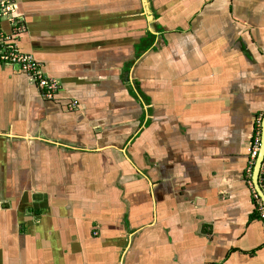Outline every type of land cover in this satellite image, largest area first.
I'll use <instances>...</instances> for the list:
<instances>
[{
  "label": "crops",
  "instance_id": "1",
  "mask_svg": "<svg viewBox=\"0 0 264 264\" xmlns=\"http://www.w3.org/2000/svg\"><path fill=\"white\" fill-rule=\"evenodd\" d=\"M14 1L62 90L0 66V264H264V0Z\"/></svg>",
  "mask_w": 264,
  "mask_h": 264
},
{
  "label": "built area",
  "instance_id": "2",
  "mask_svg": "<svg viewBox=\"0 0 264 264\" xmlns=\"http://www.w3.org/2000/svg\"><path fill=\"white\" fill-rule=\"evenodd\" d=\"M18 4L14 0H0V66L12 67L17 72L25 74L38 88L46 100L53 99L62 90L60 83L42 71L43 65L32 55L25 54L20 47V37L26 31L23 17L18 15ZM8 21L11 32L3 31L2 24ZM79 107L77 100L68 105L69 111H76ZM263 117L256 121V131L251 144L250 161L248 166L249 186L256 203L259 219L264 223V202L257 193L253 182L254 168L261 150L263 134ZM260 179V178H259Z\"/></svg>",
  "mask_w": 264,
  "mask_h": 264
},
{
  "label": "water",
  "instance_id": "3",
  "mask_svg": "<svg viewBox=\"0 0 264 264\" xmlns=\"http://www.w3.org/2000/svg\"><path fill=\"white\" fill-rule=\"evenodd\" d=\"M264 164V121H263V134H262V145H261V150L254 168V172H253V184L254 187L257 191V193L259 194V196L261 197V199L264 202V193L262 192L260 185H259V178L261 175V169L263 167Z\"/></svg>",
  "mask_w": 264,
  "mask_h": 264
}]
</instances>
